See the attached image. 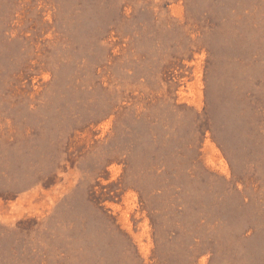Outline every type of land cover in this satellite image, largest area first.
Instances as JSON below:
<instances>
[{
    "label": "rangeland",
    "instance_id": "rangeland-1",
    "mask_svg": "<svg viewBox=\"0 0 264 264\" xmlns=\"http://www.w3.org/2000/svg\"><path fill=\"white\" fill-rule=\"evenodd\" d=\"M0 264H264V0H0Z\"/></svg>",
    "mask_w": 264,
    "mask_h": 264
}]
</instances>
